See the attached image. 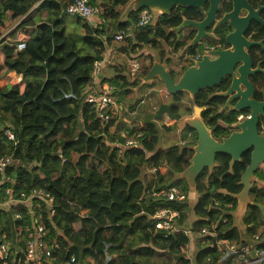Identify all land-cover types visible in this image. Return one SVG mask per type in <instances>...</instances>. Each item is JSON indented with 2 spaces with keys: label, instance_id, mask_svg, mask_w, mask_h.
Returning a JSON list of instances; mask_svg holds the SVG:
<instances>
[{
  "label": "trees",
  "instance_id": "trees-1",
  "mask_svg": "<svg viewBox=\"0 0 264 264\" xmlns=\"http://www.w3.org/2000/svg\"><path fill=\"white\" fill-rule=\"evenodd\" d=\"M70 1L0 0V76L8 70L20 74L18 84L0 86V156L9 154L12 159L6 167L9 180L5 181L11 193L2 191L1 199H20L39 187L51 190L54 195L52 211L36 197L30 202L14 203L7 210L0 208V242L10 239L21 221L34 216L48 229L51 260L56 264L71 257L76 264H236L242 261L240 246L264 249V208L258 205H264V162L255 170L256 179L249 190L252 203L245 211L248 224L244 226V235L227 223L238 205L240 176L250 161V152H243L234 162L229 155L218 154L214 166L201 173L196 180L199 190L192 206L195 219L190 229L199 235L201 226L209 225L214 215L226 217L227 223L218 221L221 243H204L188 256L187 233L182 228L171 231L157 227L153 218L161 208L174 209L185 216L188 198L171 200L154 192L166 187L164 184L158 187L160 183L171 180V185L189 194L192 187L181 172L189 164L196 134L188 145L165 148L156 146L158 127L150 122L127 127L111 117L103 127H98L95 103L81 94L84 86L93 83V61L103 58L109 46L128 52L140 44L156 45L159 39L170 43L168 27L177 25L183 16L201 17L203 8L193 12L176 5L169 13L154 12L151 21L138 24L139 11L132 3L125 17H121L120 8L129 0H89L99 5L104 18L93 25L86 18L66 12ZM228 7L229 3L222 8ZM120 28L129 29L134 37L129 36L124 45L114 47L112 36ZM247 33L252 39H260L264 36V25L253 20ZM8 37L13 39V45L5 47ZM16 42H23L24 47L17 49ZM87 48L91 51H85ZM250 55L253 64L263 58L261 66H264V45L251 46ZM139 57H142L139 69L134 72L130 69L131 77L139 72L146 74L150 68L151 56L142 53ZM163 61L173 77L181 73L182 65L173 67L170 57ZM124 79L122 73H114L102 80L108 82L110 92L120 99L132 90L122 87ZM249 80L255 88L254 96L261 98L264 72L249 75ZM125 82L137 84L133 78ZM159 87L151 95L162 101L169 97L173 110L180 111L184 91L169 94L161 82ZM149 102L147 108L155 111ZM182 111L190 112L191 105L185 104ZM217 117L229 123L235 115L219 113L209 119L214 126L211 134L219 139L232 130L216 125ZM172 122L162 124L175 137ZM258 127L264 135L263 120ZM5 129L12 131L13 139L7 137ZM136 132H141L139 144L125 145L126 138ZM142 164L144 172L140 169ZM15 210L22 211V219H13ZM19 236V250L10 247L11 261L5 262L0 256V264H25L24 233ZM207 238L199 235L201 241ZM230 241L235 242L236 249L228 248Z\"/></svg>",
  "mask_w": 264,
  "mask_h": 264
},
{
  "label": "water",
  "instance_id": "water-1",
  "mask_svg": "<svg viewBox=\"0 0 264 264\" xmlns=\"http://www.w3.org/2000/svg\"><path fill=\"white\" fill-rule=\"evenodd\" d=\"M222 0H134L133 8L140 10L150 8L158 13H167L174 5L201 7L205 2L208 3L202 19L185 18L173 27L177 36L181 29L191 25L196 28V33L191 42L210 35L206 28L216 18ZM232 8L225 11L216 21V24L228 21L232 30L225 35V41L231 44L228 49H212L204 53L194 64L184 68L176 77H173L169 67L159 59H152L150 68L146 74L141 72L134 76V79L151 81L158 79L169 94L187 90L190 95H194L199 88L209 87L217 84L221 77L229 76L230 82L227 89L220 92V96H228L229 100L234 101V109L241 111L244 108L249 110L248 115L242 120L233 124L235 128L228 135L215 138L205 122L199 116V109L194 105V113H181L173 110V101H159L155 111L147 113L144 122L155 123L157 120L169 118L181 120L188 124L190 129L196 133V143L192 145L193 153L189 158V164L181 172V176L186 179L190 187L196 189V180L203 170L211 168L215 164L218 154H227L234 162L240 158L243 152H250V161L242 171L240 176L241 190L237 193L240 208L247 207L252 201L249 199V190L252 182L256 179L255 170L258 165L264 162V135L259 131V122L264 121V89L262 98L253 97L255 88L249 80V75L257 71H263L260 62L252 67L253 61L248 49L255 44H263L264 39L253 40L244 35L252 20L264 25V19L259 15L264 5L253 6L248 0H231ZM245 10V14L240 11ZM170 186L172 181L160 183L161 186ZM264 208V205L258 203Z\"/></svg>",
  "mask_w": 264,
  "mask_h": 264
},
{
  "label": "built area",
  "instance_id": "built-area-1",
  "mask_svg": "<svg viewBox=\"0 0 264 264\" xmlns=\"http://www.w3.org/2000/svg\"><path fill=\"white\" fill-rule=\"evenodd\" d=\"M66 12L71 15H78L83 18H86L90 23L95 25L98 20H103L104 18L100 16V7L97 4L91 3L89 0H71L67 7ZM155 10L150 8H142L139 10V20L138 24H145L151 21ZM129 36H133L132 31L125 28H120L117 30L113 36L112 40L116 42H122ZM17 49H22L24 47L23 42H16ZM106 61V57L101 59H95L93 61V67L91 70V77L93 80L92 85H87L81 91V94L84 95L85 100L89 102H94L97 110V119L100 121L103 126L109 121V119L118 112V108L114 103V96L112 94L110 86L106 89L95 87L96 81L100 76L101 69L103 64ZM132 70L133 72L139 69L140 62L134 57L132 59ZM20 81V74L15 70H8L0 77V86H5L6 84H18ZM5 134L8 138L13 139L14 135L10 129H5ZM123 134V133H122ZM141 132H136L133 136L127 137L125 140V145H138ZM11 155L4 154L0 156V208L7 210L6 207L17 203V202H30L32 197H36L42 200L46 206L53 210L54 195L51 190L39 187L34 188L28 196L22 197L20 199H14L12 197L7 198L6 200L1 199V192L4 191L10 195L11 190L8 185H5V181L9 180V175L6 172V167L11 163ZM155 195H160L166 199L171 200H180L185 201L188 198L186 194L179 187L170 185L165 188H161L158 191L154 192ZM229 206V204H228ZM31 212V210H30ZM178 215V211L174 209L161 208L158 209L153 218L156 219V226L161 228H169L174 231L176 226L173 224L174 218ZM215 216V215H214ZM210 218V224H204L199 230L200 236H207L206 241L210 243H221L219 235L220 224L218 221L226 222V217H217ZM13 219H22L23 213L20 210H15L13 212ZM21 225L15 229L13 235H10V239L0 242V256L4 259L5 262H10L13 254L9 252L10 247L15 251L19 250L18 241L20 239L19 233H24L25 239V248H24V261L25 264H56L51 260V249L49 247V241L47 239L48 229L42 221H39L34 216L27 217L26 220L21 221ZM183 232L187 233L189 236L190 233H195L190 229V227H185L182 229ZM2 236H7L8 233H2ZM229 249H236V244L234 241L228 243ZM239 258L242 260L236 264H264V249L257 247H250L243 245L239 247ZM63 264H76L74 257H71L68 261Z\"/></svg>",
  "mask_w": 264,
  "mask_h": 264
},
{
  "label": "rangeland",
  "instance_id": "rangeland-1",
  "mask_svg": "<svg viewBox=\"0 0 264 264\" xmlns=\"http://www.w3.org/2000/svg\"><path fill=\"white\" fill-rule=\"evenodd\" d=\"M131 3L128 2V4H126L124 7H121L120 10L122 12L121 17H124L126 14V9L128 8V6ZM101 16V15H100ZM134 37V36H132ZM129 38V37H127ZM126 38V40H127ZM135 39V38H134ZM125 40V39H124ZM126 41H122V42H116L113 41V44L116 46L119 45H124L123 43ZM150 44V43H148ZM168 44V43H166ZM164 41H161V39H159L158 43L156 45H151L150 49H155L157 51V53L155 51H149L145 49V46L143 44H140L138 47V49L142 48V50H137L136 46L133 49H129L128 52H124V51H118V50H112V47H110V50H107L105 53V57H106V61L103 64V67L101 69V77H109L114 73H122L125 77V79H134V77L131 78V76H129V72L130 69L132 68V59L134 57H136L139 62L141 63L142 61V57H139V54H145V55H150L152 58H155L156 56H159V58L161 60L170 57L172 59V66L175 67L177 64L181 65L183 62L184 57L182 56V52L180 49H176L175 51L173 49H171L169 47V45H166ZM203 48V47H202ZM161 51H163L164 53H162ZM145 52H148L149 54H146ZM162 53V55H161ZM109 56H108V55ZM157 54V55H156ZM151 58V61H152ZM5 74V73H4ZM3 75V74H2ZM1 75V76H2ZM0 76V77H1ZM129 76V77H128ZM98 77L97 81H96V85L95 87L97 89L103 88L106 89V87L110 86L108 84L107 81H104L103 83H101L102 78ZM125 79L123 80V85L122 87H132V90L129 94H124L123 96H121V98L119 99L118 96H114V103L115 106L118 108V112L116 114H114L112 116V118L114 119V121H118L121 120L124 125H126L127 127H130L132 124L135 123H143V120L146 119V112H153L149 109H147V105L146 102L149 100L150 102L153 101L154 99V95H151L150 92H153L155 90H158L160 87V82L157 79L151 80V81H142L140 78L137 81L136 85H128L125 82ZM155 81V82H152ZM102 85H105L106 87H102ZM111 87V86H110ZM116 94H119V91H116ZM159 100H161L160 98H158ZM169 100V97L167 98V101ZM197 98H194V100L189 97L186 93L183 95L182 97V103L180 104V111L183 110V107L185 104H190L191 106L194 105H198L197 102ZM162 101V100H161ZM158 104L155 105V107L153 109H155L157 107ZM122 107V108H121ZM168 120L173 121L172 122V126L175 128L176 130V136H170L169 132L167 130L164 129L163 127V122H168ZM176 121L179 120H174V119H169V118H163V120H157V122H155L154 124L158 127V132H159V136H158V140L156 143V146H162V147H167V146H171L172 144H177V141L180 140L181 142L186 143L188 138L184 135H182V130H184V124L183 121L180 123L179 125H177ZM115 123L111 126L112 128L110 129L111 131H113ZM97 126L98 127H103V124L101 125L100 121L97 119ZM173 138V139H172ZM188 143V142H187ZM178 146H181L182 144H177ZM149 152H145V155H148ZM141 171L144 172L145 170V166L144 164L141 165L140 167ZM199 180V178H198ZM197 180V182H198ZM199 189H195V188H191L189 194V198H188V202H189V208L187 210V214L185 216H180L179 214L174 218L173 220V224L176 226V229H180V228H185V227H189L192 223V221L195 219V215L194 212L192 210V206L195 200V197L197 196ZM187 201V198L186 200ZM245 208H247L245 206ZM242 232L244 235V228H242ZM191 235V234H190ZM194 239V237H193ZM192 239V240H193ZM235 240L237 238H234ZM200 242V241H199ZM201 243H209V241H201ZM196 247V246H195ZM195 247L194 245H190L189 247L185 248V252L188 256H191L194 254L195 252Z\"/></svg>",
  "mask_w": 264,
  "mask_h": 264
},
{
  "label": "flooded vegetation",
  "instance_id": "flooded-vegetation-1",
  "mask_svg": "<svg viewBox=\"0 0 264 264\" xmlns=\"http://www.w3.org/2000/svg\"><path fill=\"white\" fill-rule=\"evenodd\" d=\"M248 2L250 4H252L253 6H256L257 4L264 5V0H248ZM227 3H229V7L227 9H223ZM219 5H220V7L216 13V18L210 23L209 27L206 28V31H208L210 33V35H206V36L196 40L195 42H191L195 33H196V28L194 26H191V25L185 26L181 29L179 36H177V32L174 31V29H173V27L176 26V25H174V26L168 27V31L171 32L170 37H169L170 43L161 39V41H164L165 44L168 43L166 45H169V47L171 49H173L174 51L176 49L181 50L182 56L184 57L183 62L181 64L183 66V69L186 68L187 66L191 65V64H194L198 59H200L202 57V55L204 53L209 52V50H212V49L222 50V49L231 48V44L226 42L224 38H225V35L232 30V26L228 23V21L222 22V23L217 24V25H215V24H216V21L222 16V14L225 11H228L232 8V3H231V0H222ZM175 6L176 5H174L172 7V9L175 8ZM207 6H208L207 2H205L201 7L181 6L182 8L183 7L184 8L185 7L190 8V9H192L193 12H197L198 9L203 8V11H202L203 15L201 17L194 16V15H193V17L183 16L181 21L185 18L196 19V20L202 19L204 16V11L206 10ZM172 9L170 11H172ZM170 11H168L167 13H169ZM183 13H185V12H183ZM240 14H245V10L243 9L242 11H240ZM259 15L264 19V7L260 10ZM248 28L244 32V35L246 37L252 39L251 34L247 33ZM260 39H264V36L261 37ZM260 39H253V40H260ZM177 42H179L180 45L177 46ZM255 45H261V44H255ZM263 45H264V40H263V44L261 46H263ZM250 48L248 49L249 54H250ZM252 61H253V59H252ZM262 61H263V58H259L258 60H256V63L252 65V67H255L257 65V63L260 62V67L264 68V66H261ZM182 66H181V68H182ZM136 81H138V79ZM229 82H230V77L225 75V76L221 77L220 81L217 84H214V85L209 86V87L205 86L203 88H199L195 92L194 95H190L187 90H182V91H184V94L186 93L193 100H194V98L198 99L196 103L198 104L197 106L200 107V109H199L200 115L199 116L201 117V119L205 122L206 126L211 131H213L214 126H212V124L209 123V119L211 117L219 114V113H223L225 116H228L230 114L235 115V118L233 120H231L229 123H227V121L221 117H217L216 122H215L216 125L220 124V125H223L226 127H230L229 128L230 131L235 129L233 127V124L235 122L242 120L244 117H246L248 115L249 110L247 108H244L241 111H238V110L234 109L232 106H230V105H232V103L234 101L229 100V104H226V100L228 97L227 95L226 96H220L219 95L220 92H223L227 89ZM263 89L264 88L261 89V92ZM253 97L256 98L254 96V94H253ZM261 98H259V99H261ZM256 99H258V98H256ZM180 112L185 114L184 111H180ZM147 113L148 112H146V114ZM188 113L189 114L194 113L193 106H191V111ZM143 122H144V120H143ZM187 127H189V125L185 123L184 124V130H182V135H184L185 138L186 137L188 138V140H187V142H188L190 140V138H193V136L196 133L192 129L190 130V127L189 128H187ZM183 142L181 144H183ZM187 142L184 144L188 145ZM206 169H208V168H206Z\"/></svg>",
  "mask_w": 264,
  "mask_h": 264
},
{
  "label": "crops",
  "instance_id": "crops-1",
  "mask_svg": "<svg viewBox=\"0 0 264 264\" xmlns=\"http://www.w3.org/2000/svg\"><path fill=\"white\" fill-rule=\"evenodd\" d=\"M99 1H103V0H99ZM134 0H129V3H132ZM125 17V16H124ZM124 17H122V18H124ZM15 24H17V23H15ZM12 29V27L11 28H9V29H6L5 30V32L3 33V36H6L7 34H8V32L10 31ZM13 39L11 38V37H8V38H6V40H5V47H8V46H12L13 44ZM144 46H145V49L146 50H148L149 51V53H150V51H155L156 53H157V51L153 48V49H150L151 48V45L150 44H148V43H144L143 44ZM139 46V45H138ZM138 46H136V48H137V50H142V48H140V49H138L139 47ZM135 48V49H136ZM107 50H110V46L107 48ZM85 51H88V52H90L91 51V49L90 48H87ZM146 54H149L148 52H145ZM108 55V54H107ZM157 55V54H156ZM109 56V55H108ZM105 57V56H104ZM152 58V57H151ZM152 59H159V56H156L155 58H152ZM159 60H161V59H159ZM162 62H164L163 60H161ZM165 63V62H164ZM166 64V63H165ZM167 65V64H166ZM99 77H101V74H100V76ZM102 79H103V77H101ZM94 81H97V79H94ZM104 81L102 80L101 81V83H103ZM87 87V85L86 86H84L82 89H81V91L84 89V88H86ZM102 87H106L105 85H102ZM160 100H158V99H156V98H154L153 99V101H151V102H149L150 103V105L152 106V107H155V105L156 104H158V102H159ZM122 108V107H121ZM148 109V108H147ZM177 123V125H179V123H180V120L179 121H176ZM182 122V121H181ZM173 139V138H172ZM180 143H182L180 140H178L177 141V144H180ZM177 144H172L171 146H167L166 148H170V147H175V146H178ZM190 195V194H189ZM245 211H246V208L244 209H242V208H240V206H239V204L237 205V207L235 208V210L233 211V216H232V219L231 220H229V222L227 223V225H229L232 229H234L235 231H237L238 233H240L241 232V230H242V228H244V226L246 225V224H248L247 222V219L245 218ZM234 231V232H235ZM191 235H189L188 237H189V242H188V246L187 247H189L191 244L192 245H194V247H195V249L197 250V248L200 246V245H202V244H204V243H201V240H199V235H197L196 233H190ZM193 237H194V239H193ZM193 239V240H192ZM200 241V242H199ZM195 250V251H196Z\"/></svg>",
  "mask_w": 264,
  "mask_h": 264
},
{
  "label": "clouds",
  "instance_id": "clouds-1",
  "mask_svg": "<svg viewBox=\"0 0 264 264\" xmlns=\"http://www.w3.org/2000/svg\"><path fill=\"white\" fill-rule=\"evenodd\" d=\"M189 195V194H188ZM188 198H189V196H188Z\"/></svg>",
  "mask_w": 264,
  "mask_h": 264
}]
</instances>
